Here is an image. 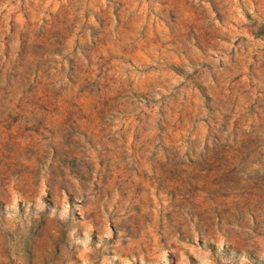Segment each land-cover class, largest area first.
I'll return each instance as SVG.
<instances>
[{
    "label": "rangeland",
    "instance_id": "1",
    "mask_svg": "<svg viewBox=\"0 0 264 264\" xmlns=\"http://www.w3.org/2000/svg\"><path fill=\"white\" fill-rule=\"evenodd\" d=\"M0 264H264V0H0Z\"/></svg>",
    "mask_w": 264,
    "mask_h": 264
}]
</instances>
